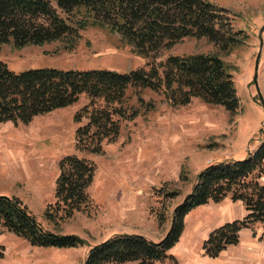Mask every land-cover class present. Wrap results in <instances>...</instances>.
I'll return each mask as SVG.
<instances>
[{
	"label": "rangeland",
	"instance_id": "374dc122",
	"mask_svg": "<svg viewBox=\"0 0 264 264\" xmlns=\"http://www.w3.org/2000/svg\"><path fill=\"white\" fill-rule=\"evenodd\" d=\"M210 1L227 9L235 30L243 31L241 42L228 53L206 38H185L155 57H146L85 7L70 15L75 27L72 35L21 49L0 45V61L15 72L46 68L127 73L169 56L219 55L240 100L236 114L201 99L175 108L162 92L129 88L125 107L139 114L121 121L118 140L106 144L100 154L76 150L78 129L87 122L77 116L90 103L87 95L29 124L0 123V195L21 199L46 230L76 235L85 242L78 248L33 247L0 223V264H84L92 247L118 234H137L159 242L171 229L176 208L192 193L200 173L211 164L237 161L232 153L240 137L241 119L254 121L255 110L264 119V0ZM247 78H252L250 89ZM149 103H154L153 109ZM71 154L96 165L89 189L92 202L69 219L50 221L46 212L56 201L59 163ZM188 215H194L193 224L186 220ZM188 215L182 234L193 255L186 264L205 263L208 256L198 246L202 242L203 249L209 235L200 226L208 224L210 214L199 206ZM259 227L263 229L260 224L249 229L255 232ZM210 228L211 232L218 228L216 221Z\"/></svg>",
	"mask_w": 264,
	"mask_h": 264
},
{
	"label": "trees",
	"instance_id": "16d2710c",
	"mask_svg": "<svg viewBox=\"0 0 264 264\" xmlns=\"http://www.w3.org/2000/svg\"><path fill=\"white\" fill-rule=\"evenodd\" d=\"M54 2L56 6L52 0H0V45L11 44L21 49L72 35L75 27L70 15L79 7H85L96 20L107 24L146 57H155L185 38H206L221 52L228 53L243 35L232 25L229 11L210 0ZM129 88L162 92L175 108L187 106L193 99L220 105L232 114L240 107L232 76L219 55L169 56L127 73L46 68L15 72L0 61V123L29 124L35 117L65 108L87 95L90 103L77 116L87 122L78 129L76 150L100 154L106 144L118 140L121 121L139 114L125 107ZM147 106L153 109L154 103ZM59 170L56 201L46 212L50 221L69 219L85 211L92 202L89 189L95 177V163L71 154L61 159ZM263 176L264 141L243 160L207 166L192 193L176 208L171 229L161 241L137 234H118L92 247L84 264H180L171 250L182 236L185 217L199 206L230 197L233 202L244 204L247 215L209 234L203 251L206 256L217 258L228 246L239 243L242 229L256 224L264 229ZM0 223L33 247L67 249L85 243L76 235L46 230L18 197L0 195ZM262 236L264 239V231Z\"/></svg>",
	"mask_w": 264,
	"mask_h": 264
},
{
	"label": "crops",
	"instance_id": "0c3cea01",
	"mask_svg": "<svg viewBox=\"0 0 264 264\" xmlns=\"http://www.w3.org/2000/svg\"><path fill=\"white\" fill-rule=\"evenodd\" d=\"M251 79L252 78H247V84L249 85L248 89H250V85L253 83ZM255 111L256 119L254 121L250 118L241 119L239 125L240 137L237 138L233 144L232 155L236 157L234 158L236 160H243L248 157L249 154L253 153L264 141V119L259 115L257 110ZM260 132L262 133L259 134ZM261 183L264 185V176L261 179ZM202 207L205 212L210 214L207 215L208 224L200 226V230L206 227L203 229L204 235H209L211 232L212 228H210V225L213 221H216V226L220 227L228 223V221L231 222L237 218H244L247 214L244 204L242 202H233L230 197L220 203L210 202ZM193 216L194 215H188L186 218L191 224L195 222ZM262 233L263 229L261 227L257 228L255 232L249 228H245L240 233L241 239L239 244L229 246L215 259L206 257L208 259L203 260L205 263L199 264H264V241L260 240ZM201 243L202 242H200L198 246L200 252L203 251L200 247ZM190 248L191 247L185 241V235L182 234L180 242L171 251L182 264H186L188 259L193 255ZM193 262H196V260L193 259Z\"/></svg>",
	"mask_w": 264,
	"mask_h": 264
},
{
	"label": "water",
	"instance_id": "95a60500",
	"mask_svg": "<svg viewBox=\"0 0 264 264\" xmlns=\"http://www.w3.org/2000/svg\"><path fill=\"white\" fill-rule=\"evenodd\" d=\"M260 58V56H258V59ZM258 63V62H257Z\"/></svg>",
	"mask_w": 264,
	"mask_h": 264
}]
</instances>
